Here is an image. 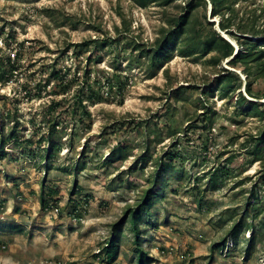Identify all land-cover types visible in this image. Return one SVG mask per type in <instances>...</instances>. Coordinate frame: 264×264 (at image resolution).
I'll list each match as a JSON object with an SVG mask.
<instances>
[{
  "label": "rangeland",
  "instance_id": "obj_1",
  "mask_svg": "<svg viewBox=\"0 0 264 264\" xmlns=\"http://www.w3.org/2000/svg\"><path fill=\"white\" fill-rule=\"evenodd\" d=\"M185 8L0 0V145L13 129L19 137L0 150V264H139L137 248L145 264H264V105L263 116L241 107V95L252 99L243 67L174 50L149 68L146 52ZM199 11L235 53L241 44L222 24L264 36V0H228L217 16L208 0ZM223 68L235 74L227 97ZM251 81L264 103V74ZM146 192L151 216L139 234L125 219L109 263L115 225ZM246 216L254 231L233 241Z\"/></svg>",
  "mask_w": 264,
  "mask_h": 264
},
{
  "label": "trees",
  "instance_id": "obj_2",
  "mask_svg": "<svg viewBox=\"0 0 264 264\" xmlns=\"http://www.w3.org/2000/svg\"><path fill=\"white\" fill-rule=\"evenodd\" d=\"M137 6L141 8H146L152 4H159L163 7H169L179 1L185 3L186 8L185 11L179 17L174 19L171 28L168 31H164L163 35L160 39L157 40L154 47L146 52V58L149 63L150 71L152 75H154L164 62L169 60L172 55V52L176 50L183 57H195V58H204L211 53H215L212 57H210L209 62L215 65H221L223 61L228 58H232L230 64L237 65L239 64L243 67L245 75L249 78V82L247 83V95L252 99H247L245 96L241 95L239 102L241 107L243 108L245 113L251 114L256 113L260 116H263V111H261V107L264 103L258 102L256 100L262 99L259 95L255 94L252 89V84L254 81H251V78H260L264 74V36L258 37L260 34L258 31H249L247 32L242 27H239L236 31L241 35H236L234 31H229L228 27L224 24L221 25L222 30H225L229 35L235 37L240 44L241 49L235 53V49L231 42L223 37L221 34L216 31L209 30L206 31L205 27L199 23V10L201 8L206 9L208 0H132ZM212 5V15L217 16L220 15L221 10L228 0H209ZM207 25H211L207 23ZM244 34L250 35V37L245 36ZM257 38L253 40V38ZM95 42V41H93ZM102 46H105V41L101 40L100 42H96ZM89 42L81 43L77 47H88ZM262 44V45H260ZM77 53V52H76ZM8 62L11 63V58L8 59ZM11 65V64H10ZM12 70L10 72H14V66L12 65ZM0 69L2 67L0 66ZM1 72V71H0ZM224 74H222L217 80V87L220 88V91L223 93L224 97L229 96V94L234 89V71L223 68ZM60 73L61 71H53L50 74V78L60 81ZM237 76V75H236ZM50 79V80H51ZM253 80V79H252ZM60 84H66L65 81L61 80ZM69 85H63V91L68 89ZM80 103H83L80 99ZM86 109V106L83 107ZM50 135V134H49ZM19 137L16 135V131H13L9 134L7 139L2 140L0 145V150L4 152L5 146L9 142L18 141ZM257 149L264 144V130L261 135L257 138ZM51 147L54 149H58L55 147V143L50 138ZM54 157V154L49 153L47 159L51 160ZM161 174L166 170H172L170 165H161ZM159 174H157L158 176ZM42 205L43 208L47 206L46 199L44 193H42ZM154 195L146 192L144 198L135 208H129L124 215V219L115 225V235L114 237L106 244L104 248V253L107 256L109 263H113L118 255L119 250V240L117 236L120 234L121 228L125 223V219L130 221L131 227L133 228V232L135 234H139V225L138 223L143 220L142 217L147 214L149 215V209L152 205ZM77 213L78 211L75 209L73 213ZM246 219H240L233 227L230 232L231 239L233 241H238L240 233L246 228H251L254 231L253 225H249L246 223ZM151 217H149L150 219ZM147 220V219H146ZM245 222V223H244ZM136 245H140L138 239L135 240ZM253 245V240H250L249 247L251 248ZM136 252L138 255L139 264H145L146 258H148L147 254L143 251L142 248H137Z\"/></svg>",
  "mask_w": 264,
  "mask_h": 264
}]
</instances>
